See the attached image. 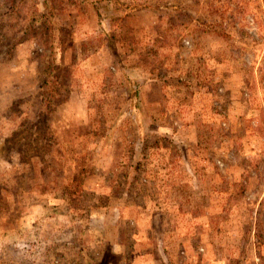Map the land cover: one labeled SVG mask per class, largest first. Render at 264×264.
<instances>
[{
  "label": "rangeland",
  "instance_id": "374dc122",
  "mask_svg": "<svg viewBox=\"0 0 264 264\" xmlns=\"http://www.w3.org/2000/svg\"><path fill=\"white\" fill-rule=\"evenodd\" d=\"M0 264H264V0H0Z\"/></svg>",
  "mask_w": 264,
  "mask_h": 264
},
{
  "label": "crops",
  "instance_id": "0c3cea01",
  "mask_svg": "<svg viewBox=\"0 0 264 264\" xmlns=\"http://www.w3.org/2000/svg\"><path fill=\"white\" fill-rule=\"evenodd\" d=\"M142 90H144V88L142 89ZM115 254H121V253H116V252H112V255L114 256V257H116V255Z\"/></svg>",
  "mask_w": 264,
  "mask_h": 264
},
{
  "label": "trees",
  "instance_id": "16d2710c",
  "mask_svg": "<svg viewBox=\"0 0 264 264\" xmlns=\"http://www.w3.org/2000/svg\"><path fill=\"white\" fill-rule=\"evenodd\" d=\"M180 202V201H179Z\"/></svg>",
  "mask_w": 264,
  "mask_h": 264
}]
</instances>
